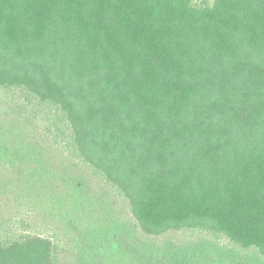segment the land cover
<instances>
[{"label": "trees", "instance_id": "1", "mask_svg": "<svg viewBox=\"0 0 264 264\" xmlns=\"http://www.w3.org/2000/svg\"><path fill=\"white\" fill-rule=\"evenodd\" d=\"M2 93L0 264L105 231L138 264L189 234L264 261V0H0Z\"/></svg>", "mask_w": 264, "mask_h": 264}, {"label": "rangeland", "instance_id": "2", "mask_svg": "<svg viewBox=\"0 0 264 264\" xmlns=\"http://www.w3.org/2000/svg\"><path fill=\"white\" fill-rule=\"evenodd\" d=\"M195 2L212 4L213 0H195ZM7 98L11 99L6 94H0V117L4 114L2 110H4L5 103H10ZM30 114H32L31 111ZM99 189H101L99 191H103L102 188ZM98 197L100 198V196ZM107 203L111 206L110 211L107 209ZM119 205L122 210L124 206L121 202ZM98 210L109 213V220L113 222V214H111L113 212V196L111 194L108 198H104L98 206ZM112 233L111 231L103 232L98 239L100 242H92L93 239L91 242H87L89 248L87 250L81 248L80 250L82 252L81 264H138L135 259H131L126 253L124 254L119 243L114 246L113 242L105 240ZM181 237L170 236L165 240H159L158 246H153L155 253L158 251L162 256L163 253L169 254V259L161 260L164 262L163 264H264V261L255 251L240 250L223 240L214 242L199 234L182 235ZM152 243L156 242L147 241L145 244L149 246ZM148 249L153 248L150 246Z\"/></svg>", "mask_w": 264, "mask_h": 264}]
</instances>
